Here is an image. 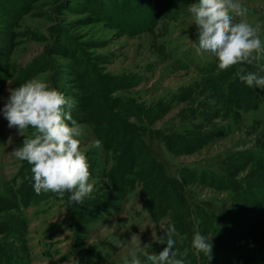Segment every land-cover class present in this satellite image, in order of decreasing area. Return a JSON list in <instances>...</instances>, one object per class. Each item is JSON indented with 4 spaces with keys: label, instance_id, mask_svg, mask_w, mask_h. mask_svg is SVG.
Here are the masks:
<instances>
[{
    "label": "rangeland",
    "instance_id": "obj_1",
    "mask_svg": "<svg viewBox=\"0 0 264 264\" xmlns=\"http://www.w3.org/2000/svg\"><path fill=\"white\" fill-rule=\"evenodd\" d=\"M240 2L249 10L246 17L249 23L264 25V0ZM193 3H198V0H123L125 8L121 9L123 6L118 8L115 0H0V110L7 102L9 88L35 77L50 82L66 98L72 99L75 104L71 114L82 126L83 148L90 164V182L94 183L93 193L84 199L83 204H77L81 215L78 222L72 219L71 204L66 199L68 193H65L64 200L55 193L42 192L23 210L28 220V234H31L30 244H34L37 252L30 264H123L124 257L138 250L136 244L123 248L119 245V242H130L132 234L139 235L142 244L151 243L149 251L159 254L166 245L159 240L154 241L152 232L163 237L165 234L161 229L169 224L177 227L176 250L186 259V264L203 261L201 254L192 249L189 234L180 235V223L172 220L176 219L175 214L169 213L156 221L152 212L145 208L151 197L141 198V184L127 189L124 183L127 194L123 197V187L112 184L110 173H117L114 169L121 157L120 150L129 156L140 157L120 139L111 140L113 130L110 126L117 130L125 127L114 123V120L121 119L120 114L126 118L124 122L144 125L162 136V132L190 127L192 124L184 117L191 109L210 111L211 116L197 118L193 127L201 122L209 124V130L221 127L227 132L222 139L189 154H182L172 144L170 150L154 145L166 164L167 177L175 178L185 172L189 176L197 174L201 181L205 170L227 175L230 172L238 181L250 177V184L264 188L262 164L245 165L241 162L239 165L240 162L232 158L231 163L240 166L239 170L232 172L221 166L225 158L241 151H250L255 158L264 161V101L257 110L243 112L239 123L232 114H215L212 108L215 98L210 91H202L199 98H188L186 102H173L176 96L194 93L196 90L191 87L200 79L199 68L216 62L210 53L197 52L186 38L192 42L197 40L194 17L188 12V6ZM158 12H161L159 16ZM153 29L155 33L151 31ZM261 39L264 40V28ZM215 73L218 75L219 71ZM116 75L127 76L128 82L132 80L139 85L123 89L127 83L113 82ZM116 86L122 90L116 92ZM130 96L147 103L163 100L173 108L161 120L139 121L129 117L124 108H115V101H120L119 98L126 100ZM210 96L213 100H209ZM100 129L104 131L101 136ZM30 132L20 135L16 128H9L0 111V195L20 189L22 176L27 175L33 181L31 166L9 155L13 148L22 146L23 139ZM117 133L114 131V135ZM105 135L108 139L106 144L102 142ZM97 140L100 141L99 147L95 146ZM126 158L123 157L122 162H128ZM114 176L118 177V174ZM210 176L206 173L203 180ZM185 186L191 206L206 203L210 205L208 212L219 218L239 213L247 219L261 218V223H264L262 206L255 212L245 211V204L230 201L232 193L192 181ZM170 192L174 195L177 190L173 187ZM246 196L243 197L250 203L264 201V195L262 198L259 195ZM15 214V210L2 212L0 221L15 218ZM190 222L196 227L192 232L200 231L202 234L196 216L191 215ZM219 223L216 220V226ZM203 235L215 243L210 234ZM255 236L263 237L261 234ZM0 242L9 243L3 236H0ZM15 244L20 245L18 242ZM42 244L45 249H39ZM249 245L254 247L253 242L249 241ZM43 250L45 256L38 253ZM228 261L223 257L216 263L204 261L203 264H227Z\"/></svg>",
    "mask_w": 264,
    "mask_h": 264
},
{
    "label": "trees",
    "instance_id": "obj_2",
    "mask_svg": "<svg viewBox=\"0 0 264 264\" xmlns=\"http://www.w3.org/2000/svg\"><path fill=\"white\" fill-rule=\"evenodd\" d=\"M115 1L118 8L120 6H123L120 7L121 9L125 8L123 0ZM164 8H166V5ZM100 13L103 15L102 10ZM160 14L161 12H158L157 16ZM151 31L155 33V29ZM217 64L218 62L216 60L215 63L200 67V79L195 81L191 87V89L196 91L186 96H176L173 98V102L176 104L186 102L188 98H196L197 96L199 98L202 91H210L212 97L215 98L213 102L215 104L212 107L215 114H232L236 118L237 123H239L242 119L243 112L248 113L259 108L260 103L264 101V90L255 87L250 88L244 82H241L236 76V72L240 66H234L228 70L222 71L218 69ZM244 67L249 71L257 70L255 64L244 65ZM208 69L214 72L212 73V71ZM216 71H219L218 75H216ZM128 78L127 76L123 77L116 75L113 82L121 84L127 83L123 89H131L139 85L134 84L132 80L131 83L128 82ZM213 78L215 79L213 80ZM225 88L226 90H224ZM119 90L122 89L116 86L115 91L118 92ZM182 95H184V92ZM212 97L210 96L209 100H213ZM119 100L120 101L114 102V105L117 104L115 108H124L127 112L125 113L129 117H134L139 121L161 120L164 116L168 115L173 108L171 104L168 105L166 101L163 100L147 103L132 96L128 97L126 100L122 98H119ZM206 107L209 106L206 105ZM208 112L210 111H201V109L198 108L191 109L189 113L186 112V117H184L186 122L192 124L190 127L184 128L181 131L180 129H173L171 132H162V136L155 134L156 132L147 129L144 125L124 122L126 118H122L124 115L120 114L119 118L121 119L114 120V123L123 124L125 127L117 130L114 126H110L109 128L113 130L111 140L115 142L120 139L123 145H129L132 152H138L140 157L129 156L124 150H120L121 157L114 169V171H117L115 174H118V177L114 176L115 174L113 171L110 173L112 184L114 186L119 185L123 187L121 191L122 197L127 194L123 185L126 184V188L128 189L133 185L141 184V198L143 196L151 197L149 202L145 204V208L152 212V216H154L156 221H159L163 216L169 213L175 214L177 217L172 220L180 223V235L188 236L189 234L190 240H192L194 234L192 230L196 228L195 224L190 222V217L191 215H193L194 218L196 216L202 234H210L215 240V243H212L213 259L208 262L216 263L217 261H221V258L225 257L229 260L227 264H258L260 262L264 264V233L262 232L264 223H261V218L247 219L246 216H240L239 213L232 215L228 214L223 218H219L208 212L210 210V205L206 203H203V205L196 204V206H191V203H189L187 199V189L185 185L188 181H192L199 185L232 193L230 201L245 204L247 207L245 208L242 205L243 210L251 212H255L258 207H264V201L257 203L254 200L253 203H250L249 199L245 198L248 197L246 194H249L250 197L259 195V197L262 198L264 195V188L259 186L254 187L253 184H250V180H252L250 177L238 181L232 173L229 174L230 172L227 175L224 172L216 173L211 170H205L203 171L204 173L201 181H199L197 174L195 176H189L185 172H182L180 176H174L175 178L170 176L167 177L166 164L154 148V145H158L161 148L163 147V149L167 147V149L170 150L172 144L182 154H189L196 150H200L202 147L204 148L213 144L214 141L218 139H222L223 136H226L227 132L221 127L217 128L215 126L212 130H209V124L205 125L202 124V122L193 127L197 118L203 119L211 116V113ZM214 119L217 118L214 117ZM105 127L107 128V126ZM211 127L212 126H210V129ZM106 128L104 130H106ZM114 131L116 133L118 132L117 134L119 136L114 135ZM102 132L104 131L100 129V136ZM105 137L106 135L104 139L102 138L104 144L108 141L107 137L106 139ZM125 154L128 155V158L125 157ZM123 157L129 161L122 162ZM232 158L238 160L240 162L239 165L241 162L245 163V165L257 163L262 164L264 168V161L255 158L254 155H251L250 151H241L231 154L229 158L223 160L221 166L231 169L232 172L239 170L240 166H234V164L231 163L230 160ZM206 173L212 176L208 177V179L206 177V179L203 180ZM21 180L23 185L20 189H13L10 194L0 195V213L10 212L11 210L16 211L14 215L16 219L12 217L9 218L10 220L6 218L0 221V236H3L4 240L9 242L8 244L0 242V264H26V258L29 254V242L27 238L29 225L27 218L23 215V210L28 208L34 199H38V194L32 191L34 182H31V179L27 175L22 176ZM173 187L177 190V193L171 195L170 191ZM9 195H12V198ZM54 195L56 196L57 194ZM66 199L68 200V197H66ZM187 207H189L190 210L187 209ZM71 212L72 219L78 222L81 215L77 204H71ZM185 213L187 217H185ZM216 220L221 222V224L219 223V225L216 226ZM255 234H261L263 237L257 238ZM249 241L253 242L254 247H250ZM15 242H18L20 245L15 244ZM200 254L203 261L198 263L203 264L204 261H207V258L202 253ZM234 259L236 261L232 262Z\"/></svg>",
    "mask_w": 264,
    "mask_h": 264
},
{
    "label": "clouds",
    "instance_id": "obj_3",
    "mask_svg": "<svg viewBox=\"0 0 264 264\" xmlns=\"http://www.w3.org/2000/svg\"><path fill=\"white\" fill-rule=\"evenodd\" d=\"M188 12L194 17L197 40L186 38L197 52L213 55L222 71L240 66L236 72L239 80L250 88L264 90V25L248 22V8L240 0H198L188 6ZM254 64L256 71L244 67ZM8 92L0 110L8 127L16 128L20 135L31 130L22 146L13 148L9 155L31 166L36 194L52 192L63 198L68 193L69 204H83L93 193L94 183L90 182V164L83 148V129L71 114L75 102L40 77L9 88ZM95 146H100L99 140ZM161 230L163 237L152 232L154 241L166 245L159 254L150 252L152 244H142L137 234L131 235L130 242H119L121 248L136 244L138 249L124 257L123 264H186L176 250V225L169 224ZM191 247L207 262L213 259L212 239L200 231L194 232Z\"/></svg>",
    "mask_w": 264,
    "mask_h": 264
},
{
    "label": "crops",
    "instance_id": "obj_4",
    "mask_svg": "<svg viewBox=\"0 0 264 264\" xmlns=\"http://www.w3.org/2000/svg\"><path fill=\"white\" fill-rule=\"evenodd\" d=\"M30 237H31V234H28L27 238H28V242H29V254L26 258V264H30L32 258H34L35 253H37L35 248H34V244H30V242L32 241V240H30ZM43 246H44L43 244H42V246H39V249L40 248L45 249V247H43ZM38 253H42L45 256V250L38 252ZM106 258H108V256Z\"/></svg>",
    "mask_w": 264,
    "mask_h": 264
}]
</instances>
